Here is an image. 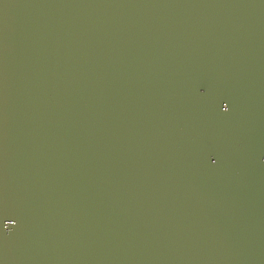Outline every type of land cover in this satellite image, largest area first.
I'll return each instance as SVG.
<instances>
[{
    "label": "water",
    "instance_id": "1",
    "mask_svg": "<svg viewBox=\"0 0 264 264\" xmlns=\"http://www.w3.org/2000/svg\"><path fill=\"white\" fill-rule=\"evenodd\" d=\"M0 264H264V0H0Z\"/></svg>",
    "mask_w": 264,
    "mask_h": 264
}]
</instances>
